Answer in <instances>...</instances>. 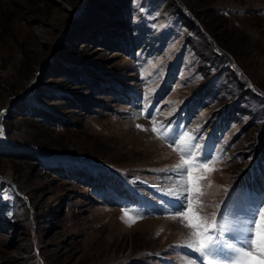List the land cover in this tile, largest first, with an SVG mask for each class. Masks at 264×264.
<instances>
[{"label":"rangeland","instance_id":"rangeland-1","mask_svg":"<svg viewBox=\"0 0 264 264\" xmlns=\"http://www.w3.org/2000/svg\"><path fill=\"white\" fill-rule=\"evenodd\" d=\"M7 107L0 264H204L167 190L179 148L196 138L212 169L193 170L202 241L217 227V242L240 247L260 220L264 0H0ZM161 126L175 144L152 130ZM230 252L207 259L230 264Z\"/></svg>","mask_w":264,"mask_h":264},{"label":"snow or ice","instance_id":"snow-or-ice-1","mask_svg":"<svg viewBox=\"0 0 264 264\" xmlns=\"http://www.w3.org/2000/svg\"><path fill=\"white\" fill-rule=\"evenodd\" d=\"M152 130L158 132L161 139H171L173 144L176 143L175 137H169L167 130L163 129L162 126L160 129L153 127ZM194 139L196 138H190L186 145L179 148L182 159L179 164L173 166V171H175L179 176V180L177 181L178 187L167 190V194L175 196L178 200L179 207L177 208V211L181 213L180 221L184 222L187 220V226L193 229V231L190 233L188 246L201 252L205 256H212V242H203L201 239L204 235V232L207 230V223L195 213V205L191 200V193L193 191L200 192L198 184L200 177H196L197 186L195 188L191 187L193 183V170L212 169H207V165L198 163L199 157L194 155V153L197 151V145L191 142ZM184 156H190L192 159L185 160L183 159ZM198 203L199 201H196V204ZM185 208H187V211H183ZM190 213L196 217L195 222L188 218ZM127 215L128 213H125V216ZM212 227H215L214 223ZM247 233L248 235L240 247H236L235 245L226 246L231 250V252L227 254L230 264H245V261L248 259V257L253 255V253H255L257 256H260L262 258V264H264V212L260 213V220H257L255 217H253L248 221ZM215 250L220 252L221 255H225V253H223L219 247H217ZM208 264H215V262L209 260Z\"/></svg>","mask_w":264,"mask_h":264},{"label":"water","instance_id":"water-1","mask_svg":"<svg viewBox=\"0 0 264 264\" xmlns=\"http://www.w3.org/2000/svg\"><path fill=\"white\" fill-rule=\"evenodd\" d=\"M75 12H77V9L72 13V15H73ZM37 73H38V72H37ZM27 92H28V88H26L24 91L19 92L18 94H16V95L14 96L13 99L18 98V97H21V96L25 95ZM11 103H12V101L10 102L9 106L11 105ZM7 109H8V107H7V108H1V109H0V114H1L3 111L7 110Z\"/></svg>","mask_w":264,"mask_h":264},{"label":"bare ground","instance_id":"bare-ground-1","mask_svg":"<svg viewBox=\"0 0 264 264\" xmlns=\"http://www.w3.org/2000/svg\"><path fill=\"white\" fill-rule=\"evenodd\" d=\"M140 122H142L141 120H140ZM134 135H139V134H141V133H139V132H137V131H135V132H132ZM137 137V136H136ZM157 141V140H156ZM158 142V141H157ZM157 147V146H156ZM162 149L163 150H167L168 152H169V150L167 149V148H165L164 146L162 147ZM158 152V151H160L159 149H157V148H154V149H152V152ZM162 151V150H161ZM179 226H180V224L179 225H177L176 226V228L178 229L179 228ZM194 263V262H193Z\"/></svg>","mask_w":264,"mask_h":264}]
</instances>
